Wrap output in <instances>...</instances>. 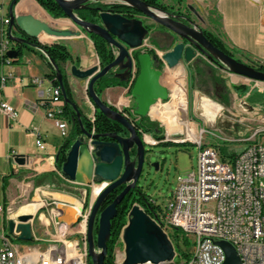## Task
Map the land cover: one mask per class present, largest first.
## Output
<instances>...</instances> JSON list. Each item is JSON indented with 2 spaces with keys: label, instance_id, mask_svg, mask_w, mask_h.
Returning a JSON list of instances; mask_svg holds the SVG:
<instances>
[{
  "label": "crops",
  "instance_id": "0c3cea01",
  "mask_svg": "<svg viewBox=\"0 0 264 264\" xmlns=\"http://www.w3.org/2000/svg\"><path fill=\"white\" fill-rule=\"evenodd\" d=\"M0 1L6 6V0ZM9 6L10 3L8 10ZM188 6L194 10L193 13L188 9L192 20L203 31L220 38L240 60L249 63L264 61V0H186V7ZM14 12L19 18L31 16L54 28L78 33L77 36L59 40L46 36L42 41L47 45L57 43L68 48L72 60L61 65V70L67 77L73 100L82 118L93 119L98 110L89 97L88 81L75 78L71 74L74 66L87 70L101 64L89 35L67 17H51L35 0H20ZM144 19L141 18L143 22ZM148 26H151L149 36L156 54L159 56L170 51L173 44L169 31L152 20ZM30 48L32 49H23L21 56L12 59L3 68L9 79L2 96L18 110L19 117L16 121H11L0 113V205L13 206L19 216H31L33 237L41 245L45 244L42 240L59 242L60 235L53 223L54 219L72 227L73 237H79L81 224L73 226L72 223L79 217V209L88 187L69 182L55 171L56 156L65 139L61 137L54 121L47 117L53 69L41 56L39 49L32 46ZM34 77L44 79L41 88L31 84ZM161 84L169 90L172 106L158 103L151 109L150 120L154 122L156 118L163 123L166 119L167 125L171 118H178L177 109L188 110L187 98L190 94L197 96V102L204 110L202 115L213 122L220 110L217 106L219 104L222 108L231 105L251 110L258 109L262 104L260 97L264 100V93L259 91L256 98L252 97L254 91L238 94L236 89L248 87L245 77L233 74L207 59L195 65L183 62L176 69L165 66ZM212 91L215 95L210 94ZM100 97L103 102L118 110L126 106V110L134 112L136 108L135 99L125 87L107 88ZM168 107L174 108L173 114L172 111H166L163 115V109L167 110ZM63 117L67 119L65 115ZM132 118L135 119L134 116ZM185 123L199 138L190 123ZM39 139L43 148L36 144ZM19 155L25 156L24 164L15 163V158ZM94 185L96 184H92ZM36 197L38 202L33 203ZM33 204H38L36 210L29 208ZM32 210L35 211L30 212ZM55 212L59 214L56 216Z\"/></svg>",
  "mask_w": 264,
  "mask_h": 264
},
{
  "label": "water",
  "instance_id": "95a60500",
  "mask_svg": "<svg viewBox=\"0 0 264 264\" xmlns=\"http://www.w3.org/2000/svg\"><path fill=\"white\" fill-rule=\"evenodd\" d=\"M19 1L12 0L9 6L10 31L13 32L10 35V40L16 45L30 47L32 46L31 40L41 45H47L42 41L44 36L59 40L78 35L77 32L71 30L54 28L31 16L19 18L14 12ZM55 1L67 18L88 35L95 34L104 39L115 54L114 61L104 68L101 67V64L87 70L74 66L71 68V74L75 78L88 81V94L96 110L121 125L125 129L124 134L128 137L119 133L96 134L88 131L82 123V114L78 106L67 99L63 75L59 67L49 60L56 71L65 102L71 105L76 112V116L72 117L71 121L73 124L78 123L81 129V134L72 141L70 148L66 151V160L61 165L60 175L69 182L88 187L85 197L91 193L92 184H109L93 205L87 229L88 250L92 264H105L107 244L111 237V222L117 216V207L126 195L138 185L145 165L146 151L145 143L139 136L134 120L103 102L95 92L96 82L111 71L116 73L115 77L122 81H128L132 78L133 72H137L138 66L139 74L131 91V96L136 102L133 114L135 119L147 117L151 119V109L158 103L170 100L169 90L161 84L165 66L169 69H176L183 62L187 65H195L203 59H207L233 74L263 83L264 72L238 61L216 48L191 18L185 15L175 16L159 8H152L141 0H114L115 2L110 4L118 3L131 7L145 18H149L167 29L173 48L163 53L162 56L152 57L146 52L135 56V52L141 50L144 42L150 39V31L140 18H127L97 7L95 10L99 12L100 22H88L81 20L77 12L92 10L90 5L97 2L102 3V0ZM188 9L194 13L191 6H188ZM14 32L21 37L15 35ZM19 56L20 53L17 49L8 53V57L11 59H17ZM159 64H162L161 68H159ZM117 70L119 72H116ZM134 148H136V157L132 159ZM60 153L59 150L56 156L57 165ZM25 161L26 158L22 155L15 158V163L18 165L24 164ZM155 166L157 168V164ZM123 185H126V188L112 204L101 211L109 194ZM84 209L85 207L79 209V217L72 223L73 226L81 221ZM30 220L31 216L26 215L19 216L17 221L8 220L6 224L8 234L18 241L31 242L33 234ZM96 225L97 233H95ZM121 238L124 244L122 264H161L173 260L175 256V246L168 235L137 204L130 211L128 224L124 228ZM217 244L225 252L224 264H242L241 258L232 244L226 241Z\"/></svg>",
  "mask_w": 264,
  "mask_h": 264
},
{
  "label": "built area",
  "instance_id": "2783aa9c",
  "mask_svg": "<svg viewBox=\"0 0 264 264\" xmlns=\"http://www.w3.org/2000/svg\"><path fill=\"white\" fill-rule=\"evenodd\" d=\"M10 26L9 10L0 3V113L9 120L16 121L19 117L18 110L2 96L9 79L3 68L12 61L8 53L16 50V44L10 40V35L13 34ZM141 49H152L150 39L144 42ZM246 64L257 69L259 65L264 66V61ZM135 77L134 71L132 79ZM245 79L251 87L250 92L257 89L264 93L263 82ZM43 83L42 77L31 79V84L37 88H41ZM61 93V89L53 84L49 88L47 117L54 121L61 137L66 139L70 134V123L63 117L64 102ZM126 109L125 106L119 110L133 119V112ZM94 120L95 118L90 121ZM260 132H264V129L255 131L254 136ZM141 134L145 145L156 146L162 141L151 134ZM199 141L194 142L199 147L196 170L178 178L176 189L165 209L157 211L153 219L171 241L170 231L181 232L185 237L193 238L192 251L182 264H224L225 252L217 244L221 241L229 242L236 248L242 264H264V143L254 141L236 154L235 158H223L220 150L206 147ZM36 144L39 148L44 147L40 139ZM55 171L61 176L58 169ZM108 185L96 184L91 187L89 197L84 196L81 207L85 209L79 222L82 230L78 233V238L73 237L72 227L53 220L60 235L58 243L42 240L45 244L40 245V241L33 237L27 245L15 244V238L6 232L4 226L8 220L17 221L19 215L13 206L0 205L4 227L0 232V264H90L88 220L96 199ZM153 204L158 206L154 200ZM58 214L54 213L56 216ZM177 256L180 255L175 249L173 260L161 264H175ZM122 262L123 254L118 250L115 264Z\"/></svg>",
  "mask_w": 264,
  "mask_h": 264
},
{
  "label": "rangeland",
  "instance_id": "374dc122",
  "mask_svg": "<svg viewBox=\"0 0 264 264\" xmlns=\"http://www.w3.org/2000/svg\"><path fill=\"white\" fill-rule=\"evenodd\" d=\"M12 0H6V9L8 4ZM114 0H102V4L114 3ZM1 3V1H0ZM163 3L175 10L181 8L184 13H188L184 5H179L177 0H164ZM145 25H148L151 20L149 18L144 19ZM151 27V26H150ZM17 35L16 32H14ZM238 61L246 63L244 60ZM251 87H247L244 92L241 89H236V92L240 95L244 93H250ZM211 95H215L214 91L210 92ZM253 98L258 97V90H254L252 94ZM260 106L258 109L247 110L245 107L240 109L239 107H219V112L216 120L213 122L207 117L203 116L204 110L199 106L197 102V96L190 94L187 98L188 110L177 109L178 119L181 123L189 122L190 126L196 130V134L200 137L201 143L206 147H213L220 150L221 156L224 158L240 153L246 146L251 145L254 141L258 143H264V132H260L257 136H254L255 131L264 129V100L262 97ZM172 101L164 102L163 104H170ZM187 107V104L184 102ZM174 110L169 108L166 111ZM173 112V111H172ZM154 118L162 133L157 134L158 137H163L160 144L156 146L145 145V151L147 154V161L144 165L143 173L138 182V186L141 190L149 195L154 201H156L159 209L157 211H163L171 198L173 192L176 189L177 181L180 176H186L196 170L199 147L197 143L186 141L182 137L168 134V125ZM149 134V133H148ZM151 134V133H150ZM184 140V141H183ZM199 141V142H200ZM157 164V168L156 165ZM38 197L33 200V203L38 202ZM32 203V200H30ZM45 210V209H44ZM3 220L0 217V232L3 229ZM5 230H8L5 225ZM171 238L176 240L179 244L176 247L177 256L174 260L175 264H182L186 262L187 258L183 253H190L193 248L194 240L192 237H185L181 232L170 231ZM17 245H27L28 243L14 240ZM180 247V248H179ZM120 251V254H124V244L121 241L116 246V251Z\"/></svg>",
  "mask_w": 264,
  "mask_h": 264
},
{
  "label": "trees",
  "instance_id": "16d2710c",
  "mask_svg": "<svg viewBox=\"0 0 264 264\" xmlns=\"http://www.w3.org/2000/svg\"><path fill=\"white\" fill-rule=\"evenodd\" d=\"M51 17L55 19L60 18H66V15L64 14L63 10L60 8V6L56 3L55 0H35ZM142 2L146 3L148 6L152 8H159L164 12L170 13L172 15H183L184 12L181 10V8L175 10L174 8H170L167 5L163 3L164 0H141ZM178 4L184 5L185 9L188 11V8L186 7V0H177ZM92 10H80L77 12L78 17L83 21L88 22H94L99 23V12L95 10L97 7H102L104 11H111L113 13L121 14L127 18H135L137 16H143L141 13L136 11L135 9L121 5L118 3L110 4V5H104L100 2L93 3L90 5ZM149 31H151V27L148 25H145ZM206 38L219 50L223 51L227 55L231 56L232 58H235V54L230 51L225 44L208 31H203ZM89 38L92 40V42L95 45V49L97 52V55L100 59L101 67L104 68L108 65H110L114 59L115 54L114 51L111 49V47L107 44V42L102 39L101 37L95 35V34H89ZM32 47H35L40 50L41 56L44 57L49 65H51L53 71L52 75L50 76V79L52 80V83L57 88H60V84L56 77V71L54 70L52 64L49 62V60H52L60 69L62 75H63V85L65 88L67 99L75 103L73 100V96L71 93V89L68 84V80L66 75L63 74L61 70V65L68 63L72 60V56L68 50V48L62 44H50V45H41L36 41L31 40ZM150 43L152 44V41L150 39ZM32 49L25 45H16L17 51L20 53V56L22 55L23 49ZM141 52L149 53L152 57H158L156 54V51L154 49H145V50H138L135 52V56H138ZM240 60V59H239ZM217 64V63H215ZM219 66V64H217ZM258 66V65H257ZM162 67V64H159V68ZM257 70L264 72V66H258ZM114 72H110L107 76L103 77L102 79L98 80L95 84V92L100 97L102 92L110 87H125L129 89V92L131 93L133 85L136 81V78L139 74V67L137 66V72L135 79H129L128 81H122L121 79L115 77ZM61 89V88H60ZM240 89H243L245 92L247 90V87H242ZM245 94V93H244ZM61 99L64 101V107H63V114L68 119L69 123L71 124V131L69 134V137L66 138L60 148V156H59V162L57 165V169L60 172L62 163L66 160V151L70 148V145L72 141L77 138L81 134V129L78 125V123L73 124L71 119L72 117L76 116V112L74 108L71 105H68L61 93ZM82 123L84 127L90 131H95L96 134H107V133H119L124 134L125 129L119 125L118 123L106 118L104 115H102L99 111L95 114V120L94 122H91L90 120L82 118ZM134 125L136 126L137 130H140V133H149V132H155L157 134L162 133V129L160 126L156 123L151 121L148 117L142 118L134 122ZM139 133V134H140ZM157 137V136H156ZM159 140H163V137H158ZM226 158V154L224 155ZM230 158H235L236 155L229 156ZM122 189H118L116 191H113L109 196L106 198L101 211H103L105 208H107L110 204L113 203V201L116 199V197L121 193ZM88 198V197H87ZM137 204L139 205L143 210L147 212L152 218L155 217V214L157 213V210L159 209L158 206L153 204V199L145 194L141 189L136 194H129L126 196V198L123 200V202L118 206V214L115 219L111 222V237L109 239V242L107 244V256L105 259V264H115V255H116V246L121 241L122 232L124 228L128 224L129 214L132 209V207ZM95 233H97V225ZM172 242L174 246H178L179 244L176 242V240L172 239ZM180 248V247H179ZM176 249V247H175ZM177 251V250H176ZM183 255L187 258L189 253H183ZM90 264L92 262L90 261Z\"/></svg>",
  "mask_w": 264,
  "mask_h": 264
},
{
  "label": "bare ground",
  "instance_id": "6f19581e",
  "mask_svg": "<svg viewBox=\"0 0 264 264\" xmlns=\"http://www.w3.org/2000/svg\"><path fill=\"white\" fill-rule=\"evenodd\" d=\"M42 38H47V37L44 36ZM165 113H166V110L163 109V115ZM171 114H173V112ZM174 115H175V113H174ZM170 121L171 122L168 123V134L169 135L182 136V135H184V133H187L186 134L187 136L183 137V139H185L186 141L194 143V142H197L200 140V137L198 138L195 135V133L188 128L187 123H181L178 120V118H174V119L171 118ZM96 193H98V189L96 190ZM37 207H38V204H33V205L29 206V208H33L35 210L37 209ZM35 210H32L30 212H34Z\"/></svg>",
  "mask_w": 264,
  "mask_h": 264
},
{
  "label": "flooded vegetation",
  "instance_id": "af4514ba",
  "mask_svg": "<svg viewBox=\"0 0 264 264\" xmlns=\"http://www.w3.org/2000/svg\"><path fill=\"white\" fill-rule=\"evenodd\" d=\"M102 4V3H101ZM185 16H187V17H189V18H191V16H190V14H188V13H183ZM135 18H142V19H144L145 17L144 16H137V17H135ZM192 19V18H191ZM17 36H19V37H21L19 34L17 35ZM171 41V40H170ZM153 49V48H152ZM95 118V117H94ZM139 120V119H138ZM138 131V130H137ZM138 133H140V130L138 131ZM151 133V135H154V136H157V133H155V132H149V134ZM124 137H128V135H125V134H122ZM139 136L142 138V134L140 133L139 134ZM135 157H136V148H134L133 150H132V159H135ZM146 157H147V154H145V163H146V161H147V159H146ZM126 188V185H123V186H120V187H118L117 189H115L114 191H116V190H118V189H122V191L124 190ZM141 188L137 185L136 186V188L135 189H132L127 195H129V194H136L137 195V192L140 190ZM121 191V192H122ZM126 195V196H127ZM88 197H89V195H88ZM126 198V197H125ZM124 198V199H125ZM123 202V201H122ZM121 202V203H122ZM117 209H118V207H117ZM117 214H118V210H117Z\"/></svg>",
  "mask_w": 264,
  "mask_h": 264
}]
</instances>
